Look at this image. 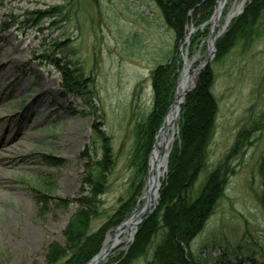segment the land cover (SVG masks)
Listing matches in <instances>:
<instances>
[{
  "label": "rangeland",
  "instance_id": "obj_1",
  "mask_svg": "<svg viewBox=\"0 0 264 264\" xmlns=\"http://www.w3.org/2000/svg\"><path fill=\"white\" fill-rule=\"evenodd\" d=\"M242 1L229 23L223 29L217 27L212 46L208 44L211 23L206 38H200L192 51L189 38L197 31L193 22L178 43L181 69L174 100L185 58L191 63V91L207 66L214 72L211 90L218 112L207 170L232 147L238 132L248 131L231 163L233 174L223 196L189 245L202 264H264V26L249 48L244 50L237 43L222 61L214 62L216 40L249 0L224 4L219 24ZM173 49V32L153 0H0V134L8 124L23 122V129H17L18 135L0 150L1 159L12 163L0 164V264H46L48 246L63 242L76 200L88 195L84 179L90 175V163L101 156L99 140L111 147L114 165L106 175L104 193L97 197L102 214L93 228L115 210L133 176L130 157L135 126L152 107L150 73L171 60ZM52 59L68 62L71 70L82 74L87 97L60 89L61 73ZM27 71L39 80L34 81ZM42 91L45 102L33 104ZM176 134L177 121L168 132L170 143L161 150V157L165 151L169 155ZM166 169L167 162L161 168L157 196L141 222L157 206ZM148 173L149 164L146 181ZM40 174H48L53 181L52 193L33 186ZM139 198L126 219L136 207L144 206ZM141 222L132 237L125 239V233L117 237L119 242L101 264L126 250Z\"/></svg>",
  "mask_w": 264,
  "mask_h": 264
},
{
  "label": "trees",
  "instance_id": "obj_2",
  "mask_svg": "<svg viewBox=\"0 0 264 264\" xmlns=\"http://www.w3.org/2000/svg\"><path fill=\"white\" fill-rule=\"evenodd\" d=\"M153 1L160 10L164 24L173 32L174 49L171 60L158 64L150 73L152 107L134 129L130 157L133 176L127 194L118 199L115 210L94 229L92 223L102 214L96 205L99 202L97 197L104 193L106 175L114 165L111 147L99 140L101 156L90 163V171L96 173L90 172L84 179L90 188L88 195L76 200V209L63 230V242L48 246L44 255L46 264L87 263L99 253L108 232L130 215L146 181L148 157L155 135L174 100L178 70L181 69L178 43L190 22L197 31L189 38V52L209 32L208 21L216 0ZM263 26L264 0H249L243 12L216 40L214 62L222 61L237 43L244 50L249 48L259 37ZM52 63L61 73L60 89L63 92L87 97L88 93L80 82L82 74L77 69L71 70L70 64L65 61L60 63L52 59ZM213 81L214 72L209 65L199 75L195 89L184 96L157 206L137 227L126 250L115 258H107L104 264H202L192 256L189 245L202 231L223 196L229 177L233 174L231 163L244 146L245 135L248 134V131L238 132L232 147L211 170H207L209 146L218 112L217 100L211 90ZM47 177L48 174L38 176L33 183L37 191L42 189L47 194L54 191L53 181ZM150 248L152 251L147 259Z\"/></svg>",
  "mask_w": 264,
  "mask_h": 264
},
{
  "label": "bare ground",
  "instance_id": "obj_3",
  "mask_svg": "<svg viewBox=\"0 0 264 264\" xmlns=\"http://www.w3.org/2000/svg\"><path fill=\"white\" fill-rule=\"evenodd\" d=\"M225 2L226 0H218V4H217V7L213 15V19H212L213 37L216 35L215 30L217 29V27H220L221 29H223L226 26V24H228L229 21L241 10L242 5H243V1H242L238 5L230 8L226 12L225 17H223V22L219 24L220 18L222 17V12H223L222 10H223ZM209 43L212 45V41L209 40ZM14 61H17V60H14ZM184 61L185 62H184L183 73L179 80V84H178V88L176 92L175 104L170 108L164 120L162 129L158 134L153 152L150 156L148 179L146 181L144 192L139 198V202L144 201V203L147 205L151 204V201L153 200L155 196V189L158 184L159 178L161 176V168L164 165V158L161 157L160 152L163 148L167 150V147L170 143V137H168V132L173 130L174 125L177 121V109L179 106V102L183 98V91L190 84V81H192V78H191L192 76L190 75L191 63L186 58L184 59ZM26 75L31 76L34 81L39 80V78L35 74L29 71H27ZM42 94H43V91L40 94V99H36L32 103L39 104L40 101L45 102L43 101L45 96L44 95L41 96ZM49 103H50V100H47V105ZM50 111L53 112L54 108L51 107ZM26 119H27V116L23 120L25 121ZM17 129H23V122L19 123L17 126L10 123L5 127V129L3 130V133L0 134V150L3 149L6 145L10 144L11 140L15 137V135L16 136L18 135L16 133ZM8 163L9 164H6L5 161L2 160L0 157V164L6 167L12 164L11 162H8ZM141 209L142 208H139V207H136L134 209V211L132 212L128 220H126L125 223H123L122 229L119 230L120 232L118 236L124 233H125V236H124L125 239L129 236V233L131 232L133 225L136 223V221H138L139 213ZM124 238L123 240H125ZM116 241L119 242L117 240V237H116ZM111 243H114V239L112 238V236H109L106 238L104 247L102 248L100 254L97 256V258H95L89 264H101L104 261V259L107 257L103 255Z\"/></svg>",
  "mask_w": 264,
  "mask_h": 264
},
{
  "label": "water",
  "instance_id": "obj_4",
  "mask_svg": "<svg viewBox=\"0 0 264 264\" xmlns=\"http://www.w3.org/2000/svg\"><path fill=\"white\" fill-rule=\"evenodd\" d=\"M218 4V2L216 3V5ZM212 19H213V17H212ZM212 19L211 20H209L208 21V23H211V25H212ZM213 27V26H212ZM214 38H215V36L213 37V28H212V30H211V36H210V41H212V43H213V40H214ZM208 44H209V46H212L209 42H208ZM213 50V49H212ZM183 73V72H182ZM191 89H192V84H189L187 87H186V89L183 91V98H184V96L186 95V94H188L190 91H191ZM183 98L181 99V101L179 102V106H180V104L182 103V101H183ZM175 99H176V95H175ZM175 104V100H174V102L171 104V106H170V108L173 106ZM179 106H178V109H177V114L179 113ZM162 129V128H161ZM161 129H160V131H161ZM159 131V132H160ZM154 146H155V143H154ZM154 149V148H153ZM152 152H153V150L151 151V153H150V155H149V161H150V156H151V154H152ZM167 156H168V152L167 151H165V153H164V156H163V158H164V165L166 164V160H167ZM148 164H149V162H148ZM163 165V166H164ZM149 174V173H148ZM148 179V178H147ZM158 186H159V183L157 184V186H156V189H155V196H154V198H153V201L155 200V198H156V196H157V188H158ZM139 201V200H138ZM155 205V204H154ZM149 207H150V205H147V204H145L144 203V206L142 207V209H141V211H140V213H139V218H138V221H136V223L133 225V227H132V232H131V234H129V237H132L133 236V233H134V230H135V228H136V226L142 221V219H141V217L142 216H144V214L147 212V211H149ZM126 220H128V219H126ZM126 220H124L123 222H121L117 227H115L113 230H112V238L114 239V243H111L109 246H108V248H107V250L105 251V253H104V255L103 256H107L110 252H111V250L116 246V244H117V241H116V237H118V234H119V230L120 229H122V225H123V223H125V221ZM106 241V240H105ZM105 244V243H104ZM102 250V249H101ZM101 250L99 251V253L97 254V255H95L91 260H89V262L88 263H86V264H89V263H91L95 258H97V256L100 254V252H101Z\"/></svg>",
  "mask_w": 264,
  "mask_h": 264
}]
</instances>
